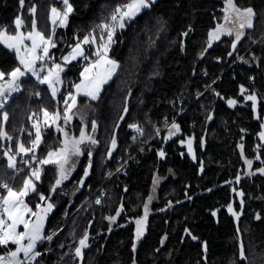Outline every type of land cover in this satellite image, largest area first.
<instances>
[{
	"label": "trees",
	"instance_id": "obj_1",
	"mask_svg": "<svg viewBox=\"0 0 264 264\" xmlns=\"http://www.w3.org/2000/svg\"><path fill=\"white\" fill-rule=\"evenodd\" d=\"M69 2L73 12L67 26L59 27L52 24L51 8L62 11L60 0H24L23 8L19 0H0V28L13 33L14 19L20 16L27 30H32L34 21L45 37L54 29L58 46L50 51L60 62L76 37L94 29L99 32L97 25L110 22L114 9L126 0ZM236 3L255 11L253 27L243 30L236 53L231 48L234 38L224 35L206 47L209 33L224 24L226 0H155L124 29H117L110 56L120 68L100 99L78 98L89 109L88 122L74 117L70 123L73 134L78 135L84 124L92 135L94 121L98 143L83 146L88 148L76 171L51 194L55 209L44 231L55 235L50 242L38 244L42 254L35 264H264V175L258 171L264 168V141L259 136L264 132V0ZM31 7H35L34 15ZM236 59L241 63L233 66ZM256 61L260 64L254 66ZM85 63L81 59L67 65L62 77L68 90L80 81ZM16 67L22 68L19 58L0 44V72L8 74ZM254 76L255 84H251ZM18 82L22 91L9 99L4 109L9 119L0 124L13 137V151L18 139L26 141L27 132H34L29 114L57 107L46 85L30 73ZM241 86L248 90L245 95L257 97L255 103L241 96ZM229 99L237 100V105L229 106ZM125 107L128 113L121 120ZM173 121L180 132L171 137L165 159L159 160L164 144L156 143L155 129L165 130L166 136ZM133 123L143 128L142 141L131 139L134 133L129 125ZM43 136L40 152L59 146V133L48 129ZM190 137L194 153L178 146ZM146 143L149 146L136 164L119 171V159H125L128 152L138 153ZM3 144L6 147L8 142ZM246 160L253 161L251 175ZM6 163V157L0 158V181L12 183V169L6 170ZM89 164V175L80 187L78 182ZM57 175L54 166H44L37 190L49 195ZM157 179V203L152 205L145 237L136 242L134 221L141 218ZM238 186L244 192L242 208L232 191ZM97 199L100 204L95 203ZM26 200L36 209L39 201L34 193ZM121 204L124 210L112 225L107 217L114 216ZM229 207L240 213L239 220ZM86 231L90 246L78 259L75 249ZM241 242L246 259L241 258Z\"/></svg>",
	"mask_w": 264,
	"mask_h": 264
},
{
	"label": "snow or ice",
	"instance_id": "obj_2",
	"mask_svg": "<svg viewBox=\"0 0 264 264\" xmlns=\"http://www.w3.org/2000/svg\"><path fill=\"white\" fill-rule=\"evenodd\" d=\"M60 3L64 6L63 10L52 7L51 20L54 26L66 27L68 18L73 12V6L69 0H60ZM154 3L155 0H126L124 5L114 9L109 18L110 22L97 25L99 32L94 29L86 36L76 37L77 42L69 46L70 52L63 55L60 62L56 61L55 54L50 51L58 46L53 39L54 29L52 34L45 37L42 32L35 30L34 21L32 22V30H27L24 20L20 16L14 19L13 33H9L6 28H0V44L14 52L19 58V64L22 66V68L16 67L8 74L0 72V81H4L6 75L9 77L6 81V87L0 85V124L8 121V112L4 109L12 94L22 91L21 84L18 81L26 74L30 73L31 77H34L40 85H46V90L50 92L57 105L55 110L51 112L47 108H42L40 114L32 113L29 119L34 132H27L26 141L18 139L15 151H13L14 146L11 143L13 137L0 128V158H7L6 167L12 169L14 177L27 169L26 174L21 177L22 183L18 188L0 181V189L4 190L0 192V248L5 250L0 252V264H35L36 259L42 254L37 250L38 244L44 241L50 242L53 239L55 233L46 234L44 231V222L47 215L54 208V204L51 202V194L55 193L57 188H60L63 182L70 178L77 163L75 158L83 156L85 153L83 146L98 143L94 135L89 134L87 125H81L78 135L73 134L72 129L69 127L74 117L78 115L74 111V109H77L78 98L82 96L86 98V101L100 99V93L104 89V85L112 80L120 68L119 63L108 56L111 45L115 42L114 37L117 29H124L137 15L150 9ZM19 4L23 8L24 0H19ZM30 12L34 15L35 7H31ZM224 12V24H218L209 33L206 47L211 48L212 42L220 40L221 36L224 35L234 38L231 44L234 52L245 35L243 30L253 27L255 11L252 7L240 8L236 0H226ZM184 35H187V33H184ZM26 41L30 43H26ZM84 45H95V48L86 53ZM231 54L230 52L229 55ZM81 59L86 62L80 72L81 79L78 83H72L73 90H68L62 74L65 73L67 65ZM247 91L241 86V96L247 101L255 103L257 97L252 94L245 95ZM216 95L219 96L220 94L216 93ZM227 103L229 106L234 107L237 105V100L229 99ZM127 113L128 108L125 107L120 119L123 120L124 115H127ZM96 127L93 121L91 133H95ZM129 127L133 128L139 136L144 135L143 129L139 125L132 124ZM48 129L60 134L59 146L46 152H40V146L44 140L43 133ZM155 131L159 136L160 129L156 128ZM179 132L180 126L173 121L168 127L166 138L170 139ZM259 136L261 141H264V132H261ZM133 139H136V137H133ZM192 140L193 138L190 137L187 141H180L182 144L186 143L189 153L193 152ZM3 141L8 142L6 147ZM110 143L111 149L114 150L117 146L115 136H113ZM88 154L90 156L91 152ZM108 155L111 156V151ZM159 156L161 158L165 156L163 150L159 152ZM17 157H19L21 167H17ZM193 158L195 157L193 156ZM256 159H260V157L257 156ZM245 162L250 170L249 175L253 174L251 172L253 161L246 160ZM261 162L264 163V161ZM48 165L54 166L58 175L53 186L49 189V195L46 196L42 191L37 190V186L38 183L42 182L41 177L44 166ZM90 168L91 164L85 169L83 178L78 182L80 187L84 186L83 180L88 177ZM258 171L264 175V168H260ZM158 182L157 179L154 183ZM239 182L240 177L237 176L236 183L239 184ZM232 191L236 192L241 198L240 206L242 208L244 192L235 188ZM33 193L39 201L34 205L38 211H34L33 207H29V203L26 202V198ZM152 200L151 195L146 198V203L142 206V216L135 220V239L137 241L146 230L149 205ZM95 203L100 204L101 200L97 199ZM123 210V204H121L114 216L107 217L109 222L115 223ZM228 211L239 220L240 213H237L232 207H229ZM213 214L215 215V213ZM255 218L259 220L260 216L257 215ZM21 227L22 231L19 230ZM192 239H196V237L192 236ZM88 242L89 234L86 231L78 240V247L75 249L77 257L83 258V249L90 246ZM9 244L14 245L15 248L8 247ZM239 248L241 258L246 259L243 256L242 242L239 244ZM133 252H135V245H133Z\"/></svg>",
	"mask_w": 264,
	"mask_h": 264
},
{
	"label": "rangeland",
	"instance_id": "obj_3",
	"mask_svg": "<svg viewBox=\"0 0 264 264\" xmlns=\"http://www.w3.org/2000/svg\"><path fill=\"white\" fill-rule=\"evenodd\" d=\"M225 7H226V5H225ZM224 14V13H223ZM225 15V14H224ZM224 17V16H223ZM223 17H222V21H224V19H223ZM255 17V16H254ZM254 17H253V19H254ZM221 24V23H220ZM263 37H261V39H262ZM98 43H99V41H97ZM113 45V44H112ZM112 45H111V47H112ZM86 46V53L88 52V51H90L91 50V48H92V50H93V48H95V45H85ZM85 46H84V48H85ZM90 46V47H89ZM89 49V50H88ZM88 50V51H87ZM110 52H111V48H110V51L108 52V56H109V58H111V56H110ZM235 53H236V51H235ZM236 55V54H235ZM93 59H95V57H93ZM112 59V58H111ZM240 59V58H239ZM239 59H236L234 62H233V66H235V65H237V64H239L240 65V60ZM75 62V61H74ZM246 62H243V64H241V65H244ZM246 64H248V63H246ZM70 65V64H69ZM118 71V70H117ZM63 75V74H62ZM6 81L7 80H4V81H0V85H3V86H5L6 87ZM110 82V81H109ZM108 82V83H109ZM107 83V84H108ZM106 84V85H107ZM106 85H104V87L106 86ZM102 92V91H101ZM14 94H16V93H13L12 94V96L14 95ZM74 111H76L77 113H78V115L76 116V117H78L79 119H81L83 122H85V124L88 122V120H89V117H90V113H89V109H87L86 108V106L85 105H80V103L78 102V105H77V109H74ZM32 115V113L31 114H29V117ZM139 124V123H138ZM140 125V124H139ZM71 126V124L69 125V127ZM165 130H163V131H160V133H159V136L162 138L161 139V141H160V143L161 142H163V144H164V139H165V137L167 136H164L163 135V132H164ZM92 135H94V136H96V131H95V133L93 134L92 133ZM156 137H158L157 135H156ZM156 143H159V142H156ZM84 148H88L87 146H85ZM81 157V156H80ZM80 157H77V158H75L76 160H77V163H76V166H75V170L71 173V175H70V177L73 175V173L76 171V169H77V167H78V162H79V160H80ZM88 167V166H87ZM86 167V168H87ZM9 168L8 167H6V170H8ZM90 171V170H89ZM11 176H12V173L10 174V178H11ZM18 181H17V180ZM15 180L17 181V183H16V185H15V187L14 188H18L20 185H21V183H22V180H21V178L19 179V178H16V177H14V182H15ZM159 181V180H158ZM159 184H160V182H158L157 184H156V186L154 187V189L152 190V193H151V196L153 197V200H152V203L149 205V215H148V219H147V221H146V229H147V227H148V222H149V217L151 216V214H152V205L153 204H155V203H157V189L159 188ZM2 190V189H1ZM26 202H27V200H26ZM30 207V206H29ZM54 209H55V207L53 208V210L50 212V213H48V215H47V218H46V220H45V222H44V228L46 227V223H47V220H48V218L50 217V215L52 214V212L54 211ZM34 211H38V209H33ZM162 210H165V209H162ZM109 221V220H108ZM117 221V220H116ZM116 223V222H115ZM115 223H111L112 225H114ZM134 223H135V221H134ZM20 231H22L23 229H22V227L19 229ZM145 234H146V230H145V232H144V234H143V236L137 241L136 240V242H139V241H142L143 240V238L145 237ZM90 239V238H89ZM12 246V245H11ZM15 248V246L13 245L12 246V248ZM88 248V247H87ZM87 248H85V249H83V254H84V250H86ZM78 259H81L80 257H77Z\"/></svg>",
	"mask_w": 264,
	"mask_h": 264
},
{
	"label": "built area",
	"instance_id": "obj_4",
	"mask_svg": "<svg viewBox=\"0 0 264 264\" xmlns=\"http://www.w3.org/2000/svg\"><path fill=\"white\" fill-rule=\"evenodd\" d=\"M133 124H136V125H139L138 123H133ZM132 125V124H131ZM140 126V125H139ZM141 127V126H140ZM130 128V127H129ZM142 128V127H141ZM143 129V128H142ZM130 130H132V132L134 133L133 137H136V139H133V137L131 138L132 140H139V141H142L143 138H144V135L143 136H139V134L133 129V128H130ZM144 132V130H143ZM138 138V139H137ZM157 142H160L161 141V137L158 136L155 138ZM149 146V143H146L144 145L143 148H141V150L136 153V154H132L130 152L127 153L126 155V158L125 159H119V161L122 162V166L119 168V171L121 170H125L127 167H129L130 165L132 164H136V160L139 159V155L141 154H144L145 153V149ZM138 163V162H137ZM27 169H25V171H22L19 173V175H16L15 177L16 178H21L25 173H26ZM13 183H8L10 186H13Z\"/></svg>",
	"mask_w": 264,
	"mask_h": 264
},
{
	"label": "flooded vegetation",
	"instance_id": "obj_5",
	"mask_svg": "<svg viewBox=\"0 0 264 264\" xmlns=\"http://www.w3.org/2000/svg\"><path fill=\"white\" fill-rule=\"evenodd\" d=\"M254 55H255V54H253V56H254ZM259 64H260V61H256L255 64H254V66H255V65H259ZM250 82H251V84H255V76H254L253 80H251ZM183 141H185V140H183ZM192 143H194V142H192ZM178 146H180V147H184V148L187 149V145H186V143L182 144L181 142H179V143H178ZM165 157H166V155H165ZM236 189H237L238 191H243V188H242L241 186L236 187ZM233 195H237V193L234 192ZM237 197H238L239 199H241L238 195H237Z\"/></svg>",
	"mask_w": 264,
	"mask_h": 264
},
{
	"label": "water",
	"instance_id": "obj_6",
	"mask_svg": "<svg viewBox=\"0 0 264 264\" xmlns=\"http://www.w3.org/2000/svg\"><path fill=\"white\" fill-rule=\"evenodd\" d=\"M170 142H171V138H170V139H167V138L165 137V139H164V145H163V147L160 149V151L163 150L164 153H165V150H166V148H167V146L169 145ZM160 151H159V152H160ZM193 153H194V151H193ZM158 154H159V153H158ZM163 159H165V156H164L163 158H161V157L159 156V160H163Z\"/></svg>",
	"mask_w": 264,
	"mask_h": 264
},
{
	"label": "bare ground",
	"instance_id": "obj_7",
	"mask_svg": "<svg viewBox=\"0 0 264 264\" xmlns=\"http://www.w3.org/2000/svg\"><path fill=\"white\" fill-rule=\"evenodd\" d=\"M31 121V120H30ZM17 167H21L19 157H17Z\"/></svg>",
	"mask_w": 264,
	"mask_h": 264
},
{
	"label": "crops",
	"instance_id": "obj_8",
	"mask_svg": "<svg viewBox=\"0 0 264 264\" xmlns=\"http://www.w3.org/2000/svg\"><path fill=\"white\" fill-rule=\"evenodd\" d=\"M35 30L38 31L36 28H35ZM26 43H30V42H27V41H26ZM12 246H13V245H12ZM12 246H11V244H9L8 247L12 248ZM13 248H14V247H13Z\"/></svg>",
	"mask_w": 264,
	"mask_h": 264
}]
</instances>
